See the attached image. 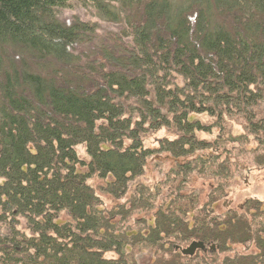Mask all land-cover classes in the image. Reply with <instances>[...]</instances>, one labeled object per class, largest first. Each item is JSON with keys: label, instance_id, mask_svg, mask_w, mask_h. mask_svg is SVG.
Masks as SVG:
<instances>
[{"label": "trees", "instance_id": "obj_1", "mask_svg": "<svg viewBox=\"0 0 264 264\" xmlns=\"http://www.w3.org/2000/svg\"><path fill=\"white\" fill-rule=\"evenodd\" d=\"M70 3L124 33L62 23ZM226 119L243 133L227 136ZM161 128L177 136L144 146ZM235 150L264 166V0H0V264H140L144 251L191 264L173 247L191 241L213 257L249 250L209 264H264V202L209 219ZM164 153L166 174L138 182ZM194 181L208 185L202 206Z\"/></svg>", "mask_w": 264, "mask_h": 264}, {"label": "rangeland", "instance_id": "obj_2", "mask_svg": "<svg viewBox=\"0 0 264 264\" xmlns=\"http://www.w3.org/2000/svg\"><path fill=\"white\" fill-rule=\"evenodd\" d=\"M80 20V21H85V22H90L92 24H95V33L98 37L101 39H106L107 37H110L109 34H123L124 31H121L124 28V24L122 22H110L106 20H101L98 19V17L95 15L94 11L88 8H85L77 3H70L69 6L63 9L61 15H60V20L62 23L67 24L68 22L70 23L73 20ZM109 33V34H108ZM127 40V39H124ZM123 40V41H124ZM33 72L42 75L38 71ZM43 76V75H42ZM45 77V76H44ZM194 118L199 119L202 124H209L213 122V119H211L209 116L205 114L201 115H193ZM233 120V119H232ZM241 122V121H239ZM239 122L231 121L229 119L225 120V123L223 124L226 125L227 127V136H236L237 134L243 133L242 126L240 125ZM217 127L212 128L210 134H205V133H200L196 132V136L198 137H203V138H208V139H214L215 135L217 134ZM177 136V133L173 131L172 128H161L157 131L154 132H149L147 134L146 138L144 139V146L148 148H158V143L160 139H168L172 140ZM250 146H257V144L254 142L253 137H250ZM232 145H235L236 147L238 146L237 143H231ZM77 154L79 157L83 159H87V156L84 150L83 145H78L76 148ZM232 154H237L239 157V162H236V164L230 163L231 164V177L227 180L228 186L225 187V192L224 196H221L217 202L213 206L212 212L210 211L209 214V219L213 218V216L219 217L218 220L223 219V213L226 212L227 210H238V208L242 207L245 202L248 200H255V201H260L264 202V166H257L254 163L250 162V157L253 156L252 153H241L239 150H235L232 152ZM231 154V155H232ZM224 155L222 156V158ZM167 156L166 154H158V156H154L150 158L146 163V171L140 178H138V182L141 180L146 184L152 185L155 183V181H158L161 177L166 174V172L170 169V160L166 159ZM136 180V181H137ZM97 181V182H96ZM102 182L101 180H96L94 179L91 181L94 187L97 186ZM204 183V182H203ZM202 181H194L192 186L197 190L198 192L200 191V196L199 198V205L202 206L205 201L209 197V189L207 182L203 184ZM134 184L131 183V186ZM130 193L125 196L123 199L118 200L119 203H124L125 200L128 199ZM101 198L103 199L102 205L103 206H112L114 201L112 199H109L107 195H104L101 193ZM162 198L164 196H159L158 202L156 203L154 200V205L156 207H159L160 203L162 202ZM161 200V201H160ZM117 202V203H118ZM210 206L207 208L209 209ZM153 213V212H152ZM132 216V215H131ZM141 217V216H140ZM135 218L129 217L128 218V224H130L131 228L135 231L136 229H144L147 228L148 226L145 223H142L140 225H133V220ZM141 219L148 220L147 216L141 217ZM193 217H188V222L190 225L188 226L190 229L193 228ZM186 243V241H185ZM192 242H189L187 244H184L181 246V248H186L189 246ZM208 245V244H207ZM214 245V244H210ZM168 247V245H167ZM179 247V246H178ZM252 246H249V249H251ZM168 249V248H167ZM166 249V250H167ZM165 250V251H166ZM226 250V251H225ZM224 251H221L220 249L217 250L216 255L209 256L210 251H197L194 256H191V264H209L212 261H219L221 262L225 256H236V255H242L248 253L249 250H246L245 245H240V244H230L229 249H225ZM168 251V250H167ZM180 254L181 252L178 251ZM166 253V252H165ZM183 255V254H182ZM196 255V256H195ZM106 256L109 258H115L116 255L113 253H108ZM186 256V255H183ZM188 256V255H187ZM186 256V257H187ZM194 257V258H192ZM211 257V259L209 258ZM138 263L140 264H153L154 262L159 261L161 264H180L182 261L187 262L190 260L187 259H181V258H171L167 253L164 254L160 259H155V256H152V253H148L147 251L142 252L138 257L137 260Z\"/></svg>", "mask_w": 264, "mask_h": 264}, {"label": "water", "instance_id": "obj_3", "mask_svg": "<svg viewBox=\"0 0 264 264\" xmlns=\"http://www.w3.org/2000/svg\"><path fill=\"white\" fill-rule=\"evenodd\" d=\"M212 247V246H211ZM179 247H175V249H178ZM204 246L201 242H192L189 246L186 248H179L181 254L191 256L196 249H203ZM213 248V247H212Z\"/></svg>", "mask_w": 264, "mask_h": 264}, {"label": "flooded vegetation", "instance_id": "obj_4", "mask_svg": "<svg viewBox=\"0 0 264 264\" xmlns=\"http://www.w3.org/2000/svg\"><path fill=\"white\" fill-rule=\"evenodd\" d=\"M191 242H200V241H191ZM202 243V242H201ZM203 244V246H204V248L203 249H196L195 251H194V253L191 255V256H194V254L197 252V251H202V252H206V251H215L216 250V246L215 245H210V244H208V245H205L204 243H202ZM213 248H212V247ZM174 247V249H175V247H178V246H173ZM179 248H181V247H179ZM179 248L178 249H175L176 251H180L179 250ZM191 256H188V257H191Z\"/></svg>", "mask_w": 264, "mask_h": 264}]
</instances>
